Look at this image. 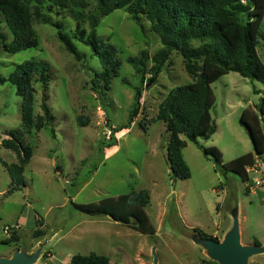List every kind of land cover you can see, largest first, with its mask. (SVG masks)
Instances as JSON below:
<instances>
[{
  "label": "rangeland",
  "instance_id": "1",
  "mask_svg": "<svg viewBox=\"0 0 264 264\" xmlns=\"http://www.w3.org/2000/svg\"><path fill=\"white\" fill-rule=\"evenodd\" d=\"M89 2L86 10L95 11V1ZM53 20L85 57L76 59L59 39V29L38 19L34 22L40 41L36 47L9 53L3 50L0 37V76L8 77L29 59L48 62L47 103L55 115L40 131L33 128L25 135L33 149L24 172L26 184L10 192L11 176L0 162V256L10 258L21 251L34 259L31 264H67L75 253L96 252L109 256L112 264H154L157 254L159 264H222L195 228L219 241L238 230L243 244L259 240L264 245L263 157H257L254 167L248 169L250 179L245 180L236 172H225L213 154H205L198 143L182 134L191 176L175 178L170 169V134L155 117L171 88L194 79L183 57L174 51L157 81L146 79L140 113L130 128L121 129L128 123L141 83L128 59L142 49L154 55L162 47L160 37L146 18L141 19L143 31L125 8L104 16L97 32L118 47L123 64L111 88L100 96L91 81L101 69L99 58L89 45L73 38L76 21L71 16L54 15ZM81 27L89 31V20ZM0 28L10 42L12 33L1 12ZM262 28L264 31V25ZM261 43L258 51L264 62V41ZM152 64L150 60L148 65ZM34 83L36 116L43 112L42 86L38 80ZM212 88L216 101L211 113L217 130L208 139L199 137V144L217 146L223 163L255 153L250 129L241 116L247 112V121L257 118L264 132V81L231 71L215 80ZM80 116L89 119L86 125L80 124ZM17 128H22V97L16 85L6 81L0 83V155L8 163L16 160V154L1 142ZM133 189L149 190L151 202L146 211L155 233L141 232L107 214H91L79 207ZM37 218L42 226L37 225ZM12 226L20 240L5 242ZM38 227L44 234L34 237ZM247 264H264V251L250 255Z\"/></svg>",
  "mask_w": 264,
  "mask_h": 264
},
{
  "label": "trees",
  "instance_id": "2",
  "mask_svg": "<svg viewBox=\"0 0 264 264\" xmlns=\"http://www.w3.org/2000/svg\"><path fill=\"white\" fill-rule=\"evenodd\" d=\"M95 11H87L89 0H0V12L12 33V40L6 41L1 28L3 50L16 53L39 45L38 32L34 27L35 19L56 26L58 36L67 51L82 59L85 54L78 50L72 37L64 34L59 22L53 16H71L76 21L73 38L89 45L93 54L99 58L101 69L94 73L92 89L103 96L111 88L113 78L122 68L123 60L118 47L109 39L97 32L101 19L117 9H126L132 18L141 26L142 18L150 22L152 31L158 34L162 47L152 56L147 49H142L128 61L140 75V85L136 87L132 110L128 123L121 129H128L141 109L143 85L152 80L157 81L164 65L175 51L183 57L187 72L194 78L191 82L171 88L161 100L155 120L165 123L170 134L168 159L175 178L187 179L191 169L187 163L183 148L186 135L198 143L205 154H213L215 160L223 165V170L233 171L249 180L248 169L254 167L257 157L264 158V132L258 119L247 121V112L241 120L250 129L255 153L248 152L233 160L223 163L221 150L215 146L199 144L198 138H210L217 130L211 110L216 97L212 83L231 71L244 77L264 81V62L258 47L264 41V0H94ZM89 20L90 30L81 27ZM264 44V43H263ZM152 66H149V61ZM147 75H150L147 78ZM147 79V81H146ZM35 80L42 86V113L34 115ZM11 81L22 97V128L9 131V137L2 139V146L15 152L16 160L8 163L0 155L11 176L12 192L26 184L24 175L27 165L33 156L32 146L26 143L25 135L33 128L40 131L45 124L55 117L49 107L47 89L50 84L49 64L47 61L29 59L18 64L8 76H0V83ZM264 114V107L261 108ZM264 119V116H263ZM80 124L86 125L88 118L80 116ZM144 129L145 123L142 126ZM113 136H111V139ZM114 141V138H113ZM108 144H113L112 140ZM59 168V166H57ZM58 171V169H57ZM151 202L147 189L131 190L118 196H106L100 201L79 204V207L91 214L104 213L144 233H155L156 227L151 222L146 207ZM37 225L43 221L37 218ZM203 239L216 236L195 228ZM11 236L5 242L20 240V234L11 227ZM44 234L39 227L34 237ZM260 245V241H256ZM68 264H112L105 254L75 253Z\"/></svg>",
  "mask_w": 264,
  "mask_h": 264
},
{
  "label": "water",
  "instance_id": "3",
  "mask_svg": "<svg viewBox=\"0 0 264 264\" xmlns=\"http://www.w3.org/2000/svg\"><path fill=\"white\" fill-rule=\"evenodd\" d=\"M213 249V254L222 264H247L250 255L264 251V245L243 244L238 230L230 233L223 241L212 238L205 239ZM158 255H155L154 264H159ZM32 257L16 251L12 257L0 256V264H31Z\"/></svg>",
  "mask_w": 264,
  "mask_h": 264
},
{
  "label": "built area",
  "instance_id": "4",
  "mask_svg": "<svg viewBox=\"0 0 264 264\" xmlns=\"http://www.w3.org/2000/svg\"><path fill=\"white\" fill-rule=\"evenodd\" d=\"M263 127H264V124H263ZM259 182V181H258ZM5 232H8V230L6 229Z\"/></svg>",
  "mask_w": 264,
  "mask_h": 264
},
{
  "label": "crops",
  "instance_id": "5",
  "mask_svg": "<svg viewBox=\"0 0 264 264\" xmlns=\"http://www.w3.org/2000/svg\"><path fill=\"white\" fill-rule=\"evenodd\" d=\"M68 262H69V259H68V261H67V264H68Z\"/></svg>",
  "mask_w": 264,
  "mask_h": 264
}]
</instances>
